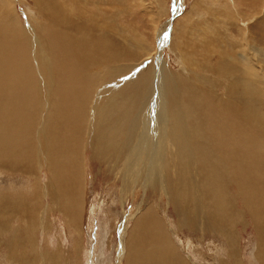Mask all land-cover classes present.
Returning a JSON list of instances; mask_svg holds the SVG:
<instances>
[{"label":"bare ground","instance_id":"obj_1","mask_svg":"<svg viewBox=\"0 0 264 264\" xmlns=\"http://www.w3.org/2000/svg\"><path fill=\"white\" fill-rule=\"evenodd\" d=\"M121 2L0 0V176L25 185L0 188L2 257L58 263V250L41 251L38 230L57 213L80 231L91 166L119 186L121 203L141 190L142 203L159 202L126 216L117 264H197L177 240L186 230L220 236L226 264H245L239 228L254 231L250 260L264 264V60L246 18L234 0H208L205 18L197 0L193 22L191 7L170 30L155 27L149 46L122 35ZM221 28L224 45L212 48ZM185 33L200 36L193 49ZM166 45L178 68L163 60Z\"/></svg>","mask_w":264,"mask_h":264},{"label":"rangeland","instance_id":"obj_2","mask_svg":"<svg viewBox=\"0 0 264 264\" xmlns=\"http://www.w3.org/2000/svg\"><path fill=\"white\" fill-rule=\"evenodd\" d=\"M121 1H122L121 2L122 5L118 7V10L121 11L122 14L120 15V20L118 21L119 22L121 21L120 24L122 26L121 25L120 26L122 28L121 30L122 35L128 38L130 34L132 35L131 37H135V38L144 37L148 41L149 46L153 44V40L156 37L155 27L166 26V28L170 30L172 23L174 22L175 19L178 20V23L182 22L184 16L190 14L192 11H193L191 13L192 16L191 15L188 16L189 20L193 22L194 18H196L194 17L195 15H193V13L195 14V11L197 9L193 5L194 3H196L197 0H182L180 6L181 8L177 12H176V8H177L176 5H179L178 0H165V1L163 0V2L162 1L159 2L160 3L159 5L157 3L158 1L155 0H121ZM202 1H203L202 4L204 5H201V10L199 12L208 13L207 12L208 11L207 9L209 7L208 0H202ZM235 1L236 0H234V2ZM237 1L235 2L236 3L235 6L236 8L239 7L238 11L240 12L238 19L240 16L242 17L241 19L246 18L245 21L246 22L248 21L247 23L244 22L245 24H247L246 27L237 18L236 20L241 22L240 25L241 26L243 25L242 27L248 30L247 32L249 31L251 32V33L249 32L248 34L249 35L252 34L250 35V37L254 39L253 40L255 42L254 46L257 49L261 48V55H263L262 57L264 60V0H261L258 4H256L257 3L256 0H252V1L237 0ZM30 5L33 8V3H31ZM244 5L248 6L247 9ZM102 6L103 9L104 7L105 8L109 7L107 14L111 16V13H113L112 6H109L106 2H102ZM191 7L193 8V10L190 12ZM20 11L23 13L21 14L22 21L25 24L26 23L30 24V20L28 19L29 17L27 18V16H25L26 14L23 12V8H21ZM206 17L210 19L211 17L210 12L208 13V15L207 14L205 15V18ZM208 18L207 20H209ZM112 19L116 21L117 18L116 19L112 18ZM189 23L190 22L188 21V24ZM232 29L234 31V34L231 35L237 37V33L235 30L236 27L233 26ZM219 31H221V34L212 36L211 38L210 44L212 45V48L213 46L220 47L224 45L223 44L225 41L224 39L226 38V36L224 35L225 33L223 32L222 28ZM184 37L189 40L190 49L191 47L193 49L192 44L194 42L198 43V40L200 38V36H196V37L194 36L191 39H189V35H187L186 33ZM155 40L154 42L157 43L158 42L157 39ZM163 48H164L163 49L164 54L162 55L165 63H168V65L171 66V68H178L179 67L178 64H181V61L177 60L180 57L177 54L178 52L175 53L171 50H168L167 45L163 46ZM155 55L152 57L155 58ZM175 61H179V62L175 63ZM263 82H264V77H263ZM263 82L262 84L264 87ZM95 168L96 167L91 168V166H89L87 170L88 185H87V192L85 194L86 207H85L84 215L80 219L82 220L79 224L80 231L77 232L69 228L66 224L65 219L57 213H52L48 216L47 220L49 225L48 227H46L48 229L45 228V232L42 228L38 230L37 239L39 243L38 242L37 243L40 245L41 251L42 252L44 250L50 251L51 249V251L58 250L61 253V254L59 253L60 257L57 264H103L102 263L103 259L105 261L107 260L109 261L106 262V264H117L118 263L116 262V257H118L117 249H118V245L122 242L124 235L123 233L120 235V232L121 230H123V226L127 222L126 216L128 215L129 218L136 216L138 214L139 209L145 208L147 204H150L154 200L152 198H149L147 199L146 202L142 203L141 200L143 199L142 198L143 192L141 190L136 192V194L133 197H129L127 201L125 200L124 203H121L119 200L120 196L118 193L119 186L117 184H113L112 181L110 180L111 178L102 175V173L96 174ZM18 178H20V176L18 175L16 176L12 175L11 178L10 175L0 176V188L13 186L14 188L15 187L18 188L19 192H21L22 189L24 190L25 185L23 186L21 184V179ZM19 182L20 184H18ZM157 202L158 201L156 200L154 203L157 204ZM159 206H161L160 207L161 216L167 221V223L173 221L175 217L171 211L169 212L167 211L166 209L167 207H165L166 205L163 202H160ZM130 224H131V220L127 223L126 227L127 228L130 227ZM239 231H240L239 239H240L241 258L243 259V261H245L244 262L245 264H253L254 262L251 261L250 259L252 256V250L254 246L253 242H255V238H254L255 234L253 233L254 231H252L251 228L248 229L246 228L245 230L239 228ZM206 233L207 232H205V234ZM205 234L202 238H199L198 234L197 233L195 234L192 230L179 231L177 234V240L183 246V249L187 255L189 254L188 253L189 250L187 249V247L190 246L191 248H193L194 252L192 254L193 257L191 258V261L197 264H218V263L221 264V261H224L226 259L225 241L220 236L210 235L209 233H207L206 235ZM76 236L78 238H80L81 236L83 237V238L81 237L80 241L85 249L82 247L83 253H81L80 257L75 258L73 256V247L75 244L74 241L77 239ZM187 242L189 243V245ZM100 250L102 251V253ZM1 257H2V253H0V261H1L0 264H16L13 262L8 263L4 260L3 257L2 258ZM226 262L227 260H225L224 264H226ZM46 263L51 264L50 262L47 261ZM120 264H122V262Z\"/></svg>","mask_w":264,"mask_h":264}]
</instances>
